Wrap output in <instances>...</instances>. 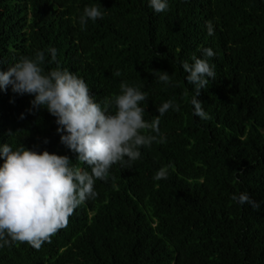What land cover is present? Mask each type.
<instances>
[{
    "label": "trees",
    "instance_id": "trees-1",
    "mask_svg": "<svg viewBox=\"0 0 264 264\" xmlns=\"http://www.w3.org/2000/svg\"><path fill=\"white\" fill-rule=\"evenodd\" d=\"M97 2L0 0V67L55 48L45 71H72L98 102L127 82L148 95L146 121L168 100L180 111L160 117L166 142L142 148L130 167L114 164L96 181L97 198L51 243L0 248V264H264V204L253 210L232 200L248 192L264 203V0H169L162 13L148 0H99L104 18L82 30L79 16ZM204 48L214 51L216 72L198 96L207 121L193 115L195 89L182 69ZM31 99L0 92V145L35 147L87 168L60 143L47 111L19 118ZM163 167L168 178L154 179Z\"/></svg>",
    "mask_w": 264,
    "mask_h": 264
},
{
    "label": "clouds",
    "instance_id": "clouds-1",
    "mask_svg": "<svg viewBox=\"0 0 264 264\" xmlns=\"http://www.w3.org/2000/svg\"><path fill=\"white\" fill-rule=\"evenodd\" d=\"M148 6L162 13L168 10L169 0H148ZM105 12L99 0L85 6L78 21L81 29H86L89 21L102 20ZM207 27L208 34L213 35L212 25ZM46 52L21 56L6 70L0 67V92L10 88L16 96L32 97L31 108L19 118L47 111L58 125L60 143L87 168L75 166L68 156L35 147L28 149L21 144L13 149L9 143L0 145V248L21 242L39 250L46 242L51 243V237L68 226L77 208L97 198L96 181H106L114 164L130 167L141 158L142 148L166 142L167 137L159 129L160 117L170 109L180 111L179 104L168 100L157 109L158 116L146 121L148 95L127 82L121 83L119 94L98 102L87 83L72 71L56 68L46 72L42 65L56 59L57 49ZM214 56L211 48H204L202 58L193 55L191 63L182 62L186 81L195 89L191 98L193 115L205 121L211 116L198 96L216 80L215 65L209 62ZM153 74H158V80L165 85L172 84L166 72ZM43 143L49 141L45 139ZM168 171V167L159 169L154 179H167ZM232 200L253 210L264 204L248 192L233 194Z\"/></svg>",
    "mask_w": 264,
    "mask_h": 264
}]
</instances>
